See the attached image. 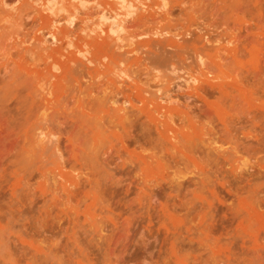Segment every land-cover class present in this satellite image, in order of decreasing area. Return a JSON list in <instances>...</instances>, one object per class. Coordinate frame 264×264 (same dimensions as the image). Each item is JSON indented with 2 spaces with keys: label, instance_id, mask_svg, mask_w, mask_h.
<instances>
[{
  "label": "rangeland",
  "instance_id": "374dc122",
  "mask_svg": "<svg viewBox=\"0 0 264 264\" xmlns=\"http://www.w3.org/2000/svg\"><path fill=\"white\" fill-rule=\"evenodd\" d=\"M0 264H264V0H0Z\"/></svg>",
  "mask_w": 264,
  "mask_h": 264
},
{
  "label": "bare ground",
  "instance_id": "6f19581e",
  "mask_svg": "<svg viewBox=\"0 0 264 264\" xmlns=\"http://www.w3.org/2000/svg\"><path fill=\"white\" fill-rule=\"evenodd\" d=\"M104 58H105V55H104Z\"/></svg>",
  "mask_w": 264,
  "mask_h": 264
}]
</instances>
